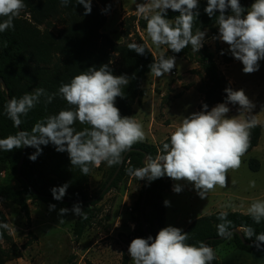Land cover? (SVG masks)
<instances>
[{
	"label": "clouds",
	"instance_id": "clouds-1",
	"mask_svg": "<svg viewBox=\"0 0 264 264\" xmlns=\"http://www.w3.org/2000/svg\"><path fill=\"white\" fill-rule=\"evenodd\" d=\"M60 2L62 6H67L70 0ZM76 4L84 7V15L91 13L92 0H76ZM198 6L199 0H150L149 5L138 4L137 9L141 13L146 8L154 10L153 15L145 17L146 31L152 44L157 47L167 45L169 50L178 54L189 45L194 52L203 47L206 30L197 29L193 34V23L199 15L195 11ZM24 8V0H0V17L7 18L0 22V32L13 29L14 19ZM169 9L179 13L174 24L167 18ZM204 11L210 18L216 17L218 35L213 39L229 46L228 51L243 64L245 74L258 71L259 61L264 60V0H255L248 9L242 7L240 0H207ZM128 48L138 55H144L146 51L144 45L137 43H130ZM175 67L176 57L164 55L149 65L150 72L158 78L170 74ZM129 82L130 78L126 75H114L108 64L88 68L58 89V94L72 108L37 122L30 133L20 130L15 135L0 139V150L11 152L21 147H33L36 152L29 159L35 161L42 153L41 145L51 143L58 152L66 151L71 165L79 166L85 176L90 171V164L99 167L102 162L108 166L120 163L122 153L145 139L143 125L133 117H122L115 106L116 98L125 95L122 87ZM224 91L227 94L224 103L211 110L204 103L201 111L183 118L170 134V140L162 143L159 154L155 158L149 155L144 167L129 168L128 174L138 180L154 181L165 175L176 181L186 180L194 185L201 199H205L216 186L226 187L227 173L241 166L242 157L250 147V129L255 126L254 118L240 120L228 117V104L239 105L240 112L247 113H251L255 105L242 89L228 87ZM54 95H47L45 89L38 88L19 99L12 98L7 103L6 114L18 128L22 123L21 116L27 115L42 96H46V103H51ZM77 122L90 127L77 131L73 127ZM251 186L255 187L254 181ZM67 188L68 184L52 188L53 198L62 200ZM173 190L179 193L182 187L177 184ZM164 203L165 206L169 204L168 201ZM55 207L50 205V211ZM69 211L87 219L79 203L74 204L71 210L61 208L59 215ZM248 212L259 224L264 220V201L253 202ZM218 219L222 221L217 226L218 235L230 238L231 221L227 220V213L221 212ZM63 221L60 220L61 223ZM7 227L6 223L0 224V228ZM240 231L252 240L257 249L264 246V233L257 234L250 226H241ZM187 239L188 234L182 229L164 227L155 239L151 236L134 238L128 247V254L134 264H211L215 259L214 250L203 242L199 246L186 243Z\"/></svg>",
	"mask_w": 264,
	"mask_h": 264
},
{
	"label": "trees",
	"instance_id": "trees-1",
	"mask_svg": "<svg viewBox=\"0 0 264 264\" xmlns=\"http://www.w3.org/2000/svg\"><path fill=\"white\" fill-rule=\"evenodd\" d=\"M253 1L240 0V3L242 7L248 9ZM24 3L25 8L14 19V28L0 32V45L2 47L0 51V77L6 84L5 91L0 87V139L15 135L18 132V128L14 126L13 121L6 114L7 96L10 99H19L26 93H33L38 88L45 89L47 95L55 94L51 103H46V96H42L40 102L27 115L21 116V130L30 133L37 122H42L50 115L73 107L58 94V89L62 84L70 83L74 76L93 66L99 68L101 65L108 64L114 75H126L130 78L129 84L122 87L125 93L124 97H117L115 106L119 108L122 117L131 116L136 102L140 103V98L146 94L142 84L151 73L149 65L159 58L152 53L139 34V30L146 31L147 20L145 17L130 14L123 19L121 22L123 34L125 37L131 36L133 41L122 45L116 43L109 34L103 32L109 15L115 9V0H92V11L89 15H84V7L76 4V0H70L67 6H62L60 0H24ZM206 5L207 0H199V6L195 10L199 12V15L193 23V34L197 29L206 30L208 38L213 39L218 35L216 17L210 18L205 13ZM105 9L107 10L104 11ZM216 14L219 15L218 12ZM178 15V12H173L171 9L167 11V18L173 24ZM4 19L7 18L0 17V22ZM215 42L216 52L221 54L222 48L219 41L215 40ZM130 43L144 45L145 54L138 55L134 51H130L128 48ZM170 55L197 64L202 72L203 81L199 92L203 95V100L197 112L202 110L204 103L211 110L212 107L226 101L227 94L224 90L228 87L232 88V85L219 68L214 54L206 44H203L199 52H194L191 45L178 54L168 49L164 56ZM221 56L226 65L233 62L231 55L225 53ZM73 127L80 131L90 126L77 122ZM261 134L262 126L260 124H255L250 129V147L245 154L250 153L258 146ZM169 140L170 134L163 142ZM163 142L158 145L143 142L134 144L131 149L135 150L128 154L119 175L108 190L119 188L122 178L128 175L127 170L129 168L144 167L145 155L155 158L159 154ZM41 148L42 153L37 156L35 161H32L29 156L34 154L36 149L26 147L21 174L18 173V166L23 157L24 148L13 149L11 152L0 150V177L9 167L23 185L22 188L14 189L11 186L0 184V199L17 205L28 222L31 221L29 197L41 200L48 206L54 204L55 208L73 207L72 204L47 198L53 197L51 189L54 187L68 184L64 199L90 200L88 197L89 173L85 176L79 166H72L69 154L66 151L58 152L55 145L49 143L47 146L41 145ZM125 153H122V158ZM119 165L120 163L113 165L111 177L104 184L103 189ZM249 166L255 172L260 167L257 159H251ZM49 175L56 177L53 184L46 179V176ZM39 176L45 177V179H40ZM145 185L146 181L136 202L138 217L134 234L137 238L146 239L140 213ZM30 186L45 197L35 195ZM171 192L172 179L166 175L151 181L148 188L144 217L153 239L165 227L164 194ZM96 202L80 204L87 215V219L78 216L74 222L72 231L77 241L83 237L86 229L97 218ZM220 213L202 216L193 221L183 231L188 234L186 243L199 246L201 242L207 241V245L214 250L215 254L212 264H218L219 258L216 255V250L222 245H225L227 249L248 253L264 251V248L257 249L255 246L244 245L237 234H232L230 238L218 240L221 237L218 235L217 228L218 224L222 223L218 219ZM226 213L227 220L231 221L230 231L241 228V226H250L257 234L264 233V220L257 224L250 214ZM3 223L8 225V220L0 208V224ZM0 233H2L0 242L7 245V248H0V264H7L23 258V250L27 249L30 243L19 246L10 235L8 227L7 229L0 228ZM244 238L249 244L252 243L251 239H247L245 236ZM86 264L95 263L87 261ZM121 264H129L126 255H124Z\"/></svg>",
	"mask_w": 264,
	"mask_h": 264
},
{
	"label": "rangeland",
	"instance_id": "rangeland-1",
	"mask_svg": "<svg viewBox=\"0 0 264 264\" xmlns=\"http://www.w3.org/2000/svg\"><path fill=\"white\" fill-rule=\"evenodd\" d=\"M254 2L255 0L252 3ZM138 4L149 5L150 0H115V9L109 15L103 32L109 34L118 44L125 45L133 41L131 36L125 37L123 34V19L130 14L139 17H150L154 14V10L150 8L141 13L137 9ZM139 34L156 57L165 55L167 45H153L147 31L139 30ZM203 44L214 54L216 63L233 90L242 89L255 105L252 112L247 113L240 112L239 105L228 104V117L240 120L254 118L255 124L262 126V134L258 146L242 157L241 166L228 171L226 187L216 186L207 193L205 199L199 197L192 183L172 179V192L164 194V200L169 202L166 206L165 227L173 226L180 219L179 214H182V231L200 217L199 213L207 210L202 203L228 197L232 201L234 197L238 205L232 207L239 210L237 212L249 214L248 209L253 202L264 201V60L259 61L258 71L245 74L242 70L243 64L231 55L227 44L219 41L224 53L233 57V62L229 65L216 52V42L208 38V33ZM1 49L0 45V51ZM201 73L197 64L176 57V67L170 74L159 78L152 73L147 76L142 84L146 94L140 98V103L136 102L135 110L129 116L143 125V143L160 144L179 126L183 118L197 112L203 100V95L199 92L203 81ZM251 159L259 162L260 167L256 172L250 169ZM89 168L88 197L93 199L102 192L104 184L111 177L113 165L108 166L106 162H102L99 167L90 164ZM39 178L45 179L41 176ZM46 179L52 184L56 181L54 175L46 176ZM145 181L146 179L138 180L128 174L122 178L118 189L106 191L95 203L97 218L79 241L75 239L72 231L78 216L71 211L63 216L59 215L61 208L71 210L72 207H59L50 211L45 202L29 197L31 221L28 222L17 205L0 199V208L7 217L10 235L19 246L30 243L23 250V258L7 264H86L87 261L96 264H121L124 255L128 257L129 264H134L128 254V247L137 238L134 234L138 217L136 202ZM253 181L255 187L251 186ZM0 184L14 189L23 187L9 167L1 175ZM177 184L182 187L179 193L173 191ZM61 219L64 220L62 223ZM0 248H7V245L0 242ZM216 255L219 258L218 264H264V251L248 253L227 249L222 245L216 250Z\"/></svg>",
	"mask_w": 264,
	"mask_h": 264
},
{
	"label": "water",
	"instance_id": "water-1",
	"mask_svg": "<svg viewBox=\"0 0 264 264\" xmlns=\"http://www.w3.org/2000/svg\"><path fill=\"white\" fill-rule=\"evenodd\" d=\"M0 87H1L4 91L6 90V84H5L4 80H3L1 77H0ZM7 100H8V101L10 100L9 96H7ZM20 130H21V128H20V126H19V127H18V131H20ZM23 148H24V149H23V157H22V159H21V161H20V164H19V166H18V173H19V174H21L22 165H23L24 158H25V155H26V147H23ZM134 150H135V149H130V150H128V151L124 154V156H123V158H122V160H121V162H120V165H119L117 171L115 172V174L113 175V177L111 178V180L107 183L106 187L103 189L102 193H101L98 197H96V198H94V199H90V200H68V199H64V198H62V200H60L59 202L74 205V204H77V203H79V204H91V203H94V202L98 201V200L102 197V195H103L104 193H106V191H108V189L111 187L112 183L115 181V179H116L117 176L119 175V173H120V171H121V169H122V167H123L124 161L126 160L128 154H129L131 151H134ZM146 157H147V156L145 155V157H144V159H143V164H144V162H145ZM150 183H151V181L146 180L145 190H144L143 197H142L141 204H140V213H141V215H142V227H143V231L145 232L147 238H148L149 236H151V235H150V233H149L148 226H147L146 221H145V217H144V207H145V202H146V198H147V194H148V188H149V186H150ZM30 188H31V190L33 191V193H34L35 195L41 196V195H40V194H39V193H38V192H37L32 186H30ZM41 197H45V196H41ZM47 198H50V199L55 200L53 197H47ZM55 201H57V200H55ZM231 232H232V234H237V235H239V236H240V239L242 240V242H243L244 245H246V246H248V245L254 246V245H253V242L249 244V243L245 240V238H244V236H243V234H242V231H240V228H236V229L232 230ZM223 239H226V238H224V237H219V238H218V240H223ZM205 244H207V241L205 242ZM261 248H264V246H262ZM211 264H212V262H211Z\"/></svg>",
	"mask_w": 264,
	"mask_h": 264
},
{
	"label": "crops",
	"instance_id": "crops-1",
	"mask_svg": "<svg viewBox=\"0 0 264 264\" xmlns=\"http://www.w3.org/2000/svg\"><path fill=\"white\" fill-rule=\"evenodd\" d=\"M180 185H181V183H180ZM232 198H233L232 201H229L230 199L228 197V199L227 198L226 199H216V200H213L209 203H202L201 205L206 207L207 210L205 212L199 213L200 217L207 216V215H210V214H213L216 212H237V211H239V210L235 209V207L238 205L237 204L238 202H235L236 199H234V197H232ZM224 200H228V202L227 201L225 202ZM232 205H234V206L236 205V206L232 207ZM181 217H182V214L181 215L179 214L180 219L175 221L173 227H178V228L181 227V223H182ZM219 264H220V262H219Z\"/></svg>",
	"mask_w": 264,
	"mask_h": 264
}]
</instances>
